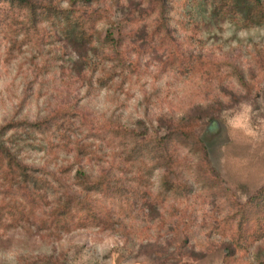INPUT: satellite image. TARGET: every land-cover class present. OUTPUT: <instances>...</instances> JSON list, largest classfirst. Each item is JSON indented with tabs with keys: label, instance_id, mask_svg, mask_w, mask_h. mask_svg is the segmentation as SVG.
Returning <instances> with one entry per match:
<instances>
[{
	"label": "rangeland",
	"instance_id": "rangeland-1",
	"mask_svg": "<svg viewBox=\"0 0 264 264\" xmlns=\"http://www.w3.org/2000/svg\"><path fill=\"white\" fill-rule=\"evenodd\" d=\"M162 3L167 17L160 24ZM77 5L108 14L85 44L45 37L8 54L0 34V126L55 112L71 121L77 130H66L67 144L45 133L23 142H30L23 148L27 162L68 166L57 176L71 192L80 191L76 173L96 178L118 160L110 140L118 126L169 132L177 168L156 169L139 211L115 229L79 228L57 239L34 223L0 228V263L223 264L229 240L221 219L264 184V23L244 26L216 14L214 0ZM77 138L90 153L76 155ZM166 176L181 187L158 197ZM245 245L246 264L264 261V236Z\"/></svg>",
	"mask_w": 264,
	"mask_h": 264
},
{
	"label": "trees",
	"instance_id": "trees-1",
	"mask_svg": "<svg viewBox=\"0 0 264 264\" xmlns=\"http://www.w3.org/2000/svg\"><path fill=\"white\" fill-rule=\"evenodd\" d=\"M77 3L78 0H70L67 5L59 0H0V34L9 42L6 53L10 54L17 44H41L45 37L89 42L95 35V25L108 14L106 8L87 11ZM162 5L160 24L167 17L164 3ZM213 12L231 16L244 26L261 25L264 23V0H214ZM115 62L117 66L122 64L119 57ZM71 124L55 112L43 120L13 118L0 126V228L34 223L45 234L57 239L79 228L115 229L133 212L139 211V201L149 195L147 189L156 169L163 168L167 172L177 168V152L171 145L175 138L169 132L154 135L118 126L110 139L119 147L118 160L112 161L107 172L96 178L76 173L75 184L80 191L71 192L57 176V173H67L68 166L49 170L27 162L23 154V148L30 143L23 142L35 137L36 133L55 135L67 144L65 139H71L66 130H77ZM74 140L76 155L91 152L84 150L80 139ZM46 144L51 148L59 146L51 141ZM162 187L158 197L178 192L181 185L169 182L166 176ZM114 205L124 213H114ZM221 221L220 231L229 240L223 264H246L242 258L245 244L249 239L264 236V184L245 201L232 204ZM227 229L229 231L225 232ZM15 264L70 263L40 259ZM254 264H264V261Z\"/></svg>",
	"mask_w": 264,
	"mask_h": 264
}]
</instances>
